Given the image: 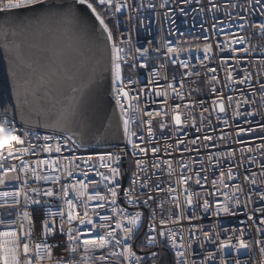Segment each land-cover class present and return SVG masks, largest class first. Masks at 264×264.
Masks as SVG:
<instances>
[{"label":"built area","instance_id":"obj_1","mask_svg":"<svg viewBox=\"0 0 264 264\" xmlns=\"http://www.w3.org/2000/svg\"><path fill=\"white\" fill-rule=\"evenodd\" d=\"M132 3L133 0H128ZM141 0H135L139 4ZM143 8H125L121 13L116 14L112 20V28L116 43L123 49L120 53L126 63L121 65L122 77L125 84V90L129 91L130 97L139 95V100H132V107L129 102L121 98L124 104L126 115L122 116L120 108L116 103V95L111 88V98L119 115L123 143L112 147H88L83 148L70 143L65 145V141L61 140V151L56 152V141L52 144V151L46 152L42 145L44 135H52L54 132L34 129L19 124L15 119L13 123L16 125L14 133H0L3 135H21L28 131L30 135L23 137L26 141L24 145L17 147H30L38 145L34 152H16L13 157H7V149L12 147L15 142L5 145L4 149H0L6 158L0 159V177L5 176L7 169L15 166L17 171L8 172L5 183L0 185V193L7 192L9 196L6 200H0V203H12V194L20 193L18 199L20 204L12 211L11 216L0 209V219H11L14 224L0 225V232L16 231L22 237L21 243L27 242L30 245V255L35 256L36 245L46 244L50 247L52 258H45L38 261V264H57L60 257L66 260H74L80 262L83 260V240L97 239L106 236L107 229H101V223H109L110 228H115V223L120 220L124 226L130 227L125 215H133L135 212H144L142 201L147 197L145 192H151L155 197L154 202H150L152 208L156 211L155 223L157 231L160 229V220H168L169 217L175 218L183 212L184 217H192L189 220L182 218L179 223L169 222L166 229H171L175 235L176 247H172V240H166L163 250L160 251L163 264H175L177 257L175 252H186L188 264H204V257L209 253L214 255L206 264H220L221 257L227 264H234V260L239 258L246 264H262V258L259 247L253 244L250 252L234 249L219 250V244L233 236V230L247 228L249 231L245 233L244 239L252 242L257 237V227L264 228L259 224L261 213L255 214V223L249 221L247 216L252 213L254 208L264 207V201H261L259 193H264V140L257 137L262 135L260 132L243 133L239 137L236 136V124L243 128L251 125L245 122L246 112H259L264 114V95L259 89L260 83H264V35H261L257 28L248 27L249 21L254 25L264 22V16L259 14V8L251 13L243 11L242 7L235 5L247 6V0H213L219 5L218 10H212L208 0H190V3L184 4L182 0H142ZM154 4V8L148 7V4ZM164 4V7H161ZM181 8L184 9L181 12ZM244 16L247 19L241 20ZM215 24V28H213ZM245 24V28L241 29L240 25ZM245 37V43H235L237 37ZM205 37H208L205 40ZM205 44H211L212 50L207 53L208 59L204 60ZM182 49L177 53H168L167 48ZM223 47V51H221ZM255 47L257 50L252 51ZM249 48V52L233 51V49ZM140 49V52L137 51ZM147 49L145 55L141 53ZM203 60V64H201ZM227 61L224 63L223 61ZM176 61V63H172ZM181 61L189 63L190 67L185 69L181 67ZM135 63L137 66L132 67ZM146 63L148 68L141 69L139 64ZM216 69L210 72L209 69ZM192 72H199V76L190 75ZM232 73L233 79H227L228 73ZM212 76H216L217 80H211ZM249 77L247 83H240L241 79ZM151 81V83H149ZM181 81L183 87H181ZM174 85L177 92L183 93V99L176 96L173 89L168 85ZM216 91L213 92L212 89ZM163 93V95H158ZM226 107L225 113H221L218 108V96H221ZM233 97V101L229 103L227 97ZM247 98L250 103L245 104L243 101ZM213 100H217V104H213ZM203 101V105L199 102ZM237 102L240 103L239 111L241 113L238 119H233V112L237 110ZM139 107V111L136 107ZM176 104H180L178 110L181 115L182 124L175 126L172 116L176 114L173 109ZM187 105V107H185ZM207 108L208 111H204ZM167 112L166 116L156 115L158 112ZM147 113L153 115L149 117ZM11 117V116H10ZM3 117H0L2 119ZM128 119L129 130L136 135L131 139L134 143L141 147L149 149L147 155L140 154L133 156V148L128 144V138L123 133V120ZM151 119V128L153 136L149 143L148 127L146 123ZM224 119L228 120V124L223 123ZM262 116L257 115L255 118L248 117L255 124L261 121ZM193 120L196 127H193ZM161 123L167 125L161 130ZM204 135H211L213 141L211 145L203 141ZM39 136L40 139H36ZM143 136L141 141L138 137ZM197 140L195 145L191 141ZM223 137V139H221ZM177 138L184 140L183 145H177ZM237 139L241 143H237ZM214 145V146H212ZM159 147L160 151L155 155L151 152L152 147ZM197 148L198 151H183L184 148ZM251 147L252 151L247 149ZM123 150L124 155L118 166L122 173V161L124 160L127 167V178L123 184V177L119 178L121 185L119 196L117 198L116 207L123 210L117 214L112 211L114 207L110 203V194L107 193L105 184L107 182L101 180V175H108V170L102 166L103 163H110L107 159L101 161L99 155L112 152L120 154ZM234 153V155H232ZM91 156L92 159L87 158ZM144 160L143 165L145 171H140L135 167L136 160ZM203 161L201 164L200 161ZM46 161V163H40ZM158 167H153V162ZM254 161V162H253ZM171 168H169V163ZM27 165L25 171H20ZM183 165H187L184 168ZM232 169V179L228 177V169ZM71 172V175H69ZM221 172L224 173L223 182H221ZM87 173V175H85ZM138 173L141 177L132 193V199L136 200L135 204L126 202L124 192L132 188L131 181L133 174ZM197 173L199 176L197 177ZM191 177L187 184L180 183L181 176ZM16 176L20 180L15 179ZM37 176L40 179H37ZM47 177V179H45ZM59 180L54 182V178ZM150 177V187L144 189L141 187L144 179ZM205 177L207 179H205ZM247 177V179H245ZM200 179V184L195 183L196 179ZM27 180L25 185L23 182ZM255 180V184L252 181ZM215 181V183H213ZM83 182L88 185V195H94L99 191L100 194L108 196V201H99L87 199V196L78 194L79 183ZM160 185L162 191L155 189L156 184ZM67 187L68 195L65 196L61 190ZM237 186L241 189L236 191ZM32 188H37L40 193L47 189L54 191V196L47 197L42 194L33 193ZM175 189V192L169 189ZM187 189V191H185ZM192 195V206L185 204L187 195ZM25 195L29 197L25 202ZM177 197L181 205L180 209L175 206L172 199ZM226 197L228 198L226 200ZM32 199H39V204H32ZM240 201L241 207L235 208V215H228L221 212L219 215H212L215 211L216 203H228L234 205L236 200ZM71 200L75 205L73 215L83 217L85 211L84 205L87 204L88 217L93 220L94 225L80 224L74 220L71 224L67 221L69 207L67 201ZM208 200L211 209L205 211L203 202ZM98 203H105L104 208H93ZM247 203L245 209L243 205ZM162 205L158 207L157 205ZM29 212V218L23 217V212ZM64 213L63 231L59 230L61 217H47V213ZM102 217H109L108 221L102 220ZM48 218L49 221L55 220L56 227L52 233L44 234L42 228L43 219ZM150 221L142 220L138 227L137 239L130 241L133 244H139L145 240V233L148 232ZM23 225V228H20ZM35 225V227H30ZM69 229L71 235L76 236L75 241L69 242ZM119 235H123L119 229H116ZM190 232L193 233L190 235ZM24 233H30L24 236ZM207 233V236L205 235ZM181 236L183 240H181ZM160 239L159 237L157 238ZM9 238L0 237V244H3ZM184 247H180V244ZM232 243H237V239L233 237ZM59 245V247H56ZM79 245L78 251L72 255L66 250L68 247H76ZM188 245H191L189 248ZM11 247V242L8 243ZM151 251H159L160 245L157 244L150 248ZM44 255L43 247L39 250ZM120 253L123 249L114 245V241L109 242V246L105 249H93L88 253L89 256L98 257L101 254L108 256L107 264H135L133 260H124L121 257L111 256V252ZM139 255H143L139 247L135 248ZM3 250L0 249V264L2 260ZM85 264H92L86 261ZM148 264H152L149 258ZM160 264V262H157Z\"/></svg>","mask_w":264,"mask_h":264},{"label":"snow or ice","instance_id":"obj_2","mask_svg":"<svg viewBox=\"0 0 264 264\" xmlns=\"http://www.w3.org/2000/svg\"><path fill=\"white\" fill-rule=\"evenodd\" d=\"M184 4L190 3V0H182ZM209 4L211 5L212 10H218L219 5L213 2V0H208ZM164 4H161V7H164ZM144 4L141 0L139 4L135 3V0H133L132 3H129L128 0H0V14H10L15 16L16 20L18 21V28L16 31H18L20 34L24 33H30L33 38H35L37 41H52V42H60L63 44L64 49L69 52H80L83 49H87L88 51H92L94 53L100 54V59L105 61V66L103 68V71L110 72L112 75V91L116 95V103L117 106L120 108V112L122 116L126 115V109L124 107V104L121 102V98H123L124 101L129 102V107H132L131 101L139 100V95L130 97L129 91L125 90V84L122 77V67L121 65L123 63H126L124 60V57L120 55V53L123 51L121 47H119L116 43L114 32L112 28V20L116 16V14L121 13L125 8L133 9V8H143ZM148 7L154 8L155 5L149 3ZM235 7H242L243 11H247L251 13L252 11L259 8V14L264 16V0H247V6H241V5H235ZM184 9L181 8V12H183ZM2 18V17H0ZM241 20H246L247 18L244 16L240 17ZM6 23V22H5ZM245 24H241V29L245 28ZM248 27H255L258 29L259 33L261 35H264V22L259 23L258 25H254L251 21H249ZM215 24H213V28H215ZM3 35L5 37L8 36V32L5 29L3 31ZM208 37H205V40H207ZM245 37L240 36L235 39V43L244 44L245 43ZM110 48V52H109ZM182 49L180 48H173L168 47L167 51L168 53H179ZM212 50L211 44H205V53L204 60L208 59L207 53H210ZM223 47H221V51H223ZM252 51H256L257 49L253 47L251 49ZM138 52H140V49H137ZM233 51H243L245 53L249 52V48H241V49H233ZM262 52H264V49H261ZM147 53V49H145L141 55H145ZM100 63V61H97ZM226 63L227 61H223ZM172 63H176V61H172ZM181 67L188 69L190 67L189 63H185L183 61L180 62ZM201 64H203V60H201ZM137 65L135 63L132 64V67H136ZM139 67L141 69L148 68V65L146 63L139 64ZM210 72H215L216 69H209ZM190 75L199 76V72H192ZM9 78L11 80V90H10V97L8 100H4L2 96H0V117H3L0 119V133H14L16 131V125L13 123V120L16 115H20L24 120L25 123H31V116L25 115L26 106L28 105L29 101L27 99V94L22 93L19 88V73L14 70L10 69L9 71ZM227 79L231 81L233 79L232 73L229 72ZM249 77H245L244 79L240 80V83H247ZM211 80L216 81L217 77L212 76ZM151 83V81H149ZM168 87L173 89V92H175L176 96H179L180 99H183V93L177 92L175 89V86L170 84ZM181 87H183V82L181 81ZM259 89L262 93H264V83H260ZM213 92L216 91L215 88L212 89ZM158 95H163V93H158ZM217 99L219 100L218 108L221 113H226V107L221 96H218ZM229 103L233 101V97L228 96L227 97ZM261 99H264V95L261 96ZM245 104L250 103V101L245 98L243 101ZM201 105H203V101L199 102ZM213 104H217V100H213ZM187 107V105H185ZM181 108L180 104H176L174 106L173 111L176 113L172 116V121L174 122L175 126H180L182 124L181 115L179 114V109ZM237 110L233 112V119H238L241 115L239 108L240 103L237 102L236 105ZM136 110L139 111V107L137 104ZM204 111H208L207 108H204ZM9 113H11V117L9 116ZM149 117H151L152 113H147ZM156 115L160 116H166L167 112H158ZM261 115L262 119L261 121L256 122L255 124L252 123V120H248V117H253ZM37 118H39L40 113H36ZM38 122V120H37ZM245 122L251 125L248 128H243L239 124H236L237 132L236 136L239 137L243 133H256L260 132L262 135L258 136L257 138L260 140H264V114H261L259 112H246L245 113ZM129 123L130 121L128 119L123 120V133L124 136L128 138V144H131L133 148L132 155L136 156L137 151L140 154L147 155L149 149L145 147H141L139 144H136L132 141L131 137L136 135V133H132L129 130ZM146 123L149 125L148 127V136H149V143H153L151 140V137L153 136V130L151 128V119L146 121ZM223 123L225 125L228 124V120L224 119ZM55 127L57 129L56 132L52 135H44L43 141L45 142L42 145V148L46 152L52 151V144L50 142L56 141V152L61 151V140H64L66 143L64 146H67V143H70L75 146H79L77 144V137L82 138L85 137L89 131V125L86 120L83 119V117L80 115L78 110L72 109L69 110L67 113L63 114L60 118L57 119L55 122ZM167 125L165 123H161L160 128L163 130L166 128ZM193 127H196L195 121L193 120ZM197 131H200L199 127H196ZM30 135L28 131L23 132L21 135H3L0 136V149H4L5 145L15 142V144L7 149V157H13L14 153L16 152H28L32 150L34 152L35 148L38 147V145H31L30 147H17L20 145H24L26 143L25 139L23 137H26ZM141 141L144 140L143 136L138 137ZM36 139H40L39 136L36 137ZM201 137H197L196 140H192V145H195L197 140H200ZM223 139V137H221ZM203 141L208 142L209 145H211V142L213 141V137L211 135H204L202 137ZM237 143H241L239 139L236 141ZM185 143L184 140H181L177 138V145H183ZM214 146V145H212ZM264 148V145L261 146ZM151 152L155 155L160 151V148L152 147ZM183 151H198L197 148H184ZM248 152L252 151V148L249 147L247 149ZM126 153L121 150L120 154L112 153V152H106L99 155V159L101 161H104L107 159L110 161V163H103L102 166L108 170V175L100 174L101 180L107 182L105 184V188L108 194H110V203L114 206L112 208V211L114 213L120 214L123 212L122 209L116 207L117 205V198L119 196L120 192V182L119 178L122 176L121 169L118 166H113V164L118 165L121 156ZM234 155V153H232ZM6 158L4 156V153L0 151V159ZM88 160H91L92 157L89 156L87 158ZM254 162V161H253ZM40 163H46V161H41ZM146 162L144 160H136L135 161V167L140 171H145L143 165ZM169 163V168H171V164ZM200 163L202 164L203 161L201 160ZM153 167H158V165L153 162ZM184 168H187V165H183ZM261 167L264 168V164H261ZM27 169V165L24 166V168L20 169V171H25ZM17 171L16 167L13 166L6 170L5 176L0 177V185H3L5 183V179L7 178L8 172H15ZM69 175H71V172H69ZM87 175V173H85ZM197 177L199 176V173L196 174ZM223 176L224 173L221 172V182H223ZM228 177L229 179H232V169H228ZM15 179L17 181L20 180L19 176H16ZM37 179H40L39 176H37ZM47 179V177H45ZM141 177L138 175V173L133 174V179L131 181L132 188L124 192V196L126 197V202L130 204H135L136 200L132 199V193L135 191L136 184L140 181ZM150 177L144 179L143 184L141 185L142 188L148 189L150 187ZM191 179V177L181 176L180 183L187 184L188 180ZM205 179H207L205 177ZM247 179V177H245ZM59 177L54 178V182L58 181ZM25 185H27L28 181L25 180L23 182ZM195 183L197 185L200 184V179H196ZM215 183V181H213ZM253 184H255V180L252 181ZM155 189L157 191H162L160 188V185L157 183L155 186ZM88 185L84 184L83 182L79 183V189L78 194L81 196H87V199L89 201L91 200H99V201H108V196L100 194L99 191L95 192L94 195H88L87 193ZM64 192V195H68V189L67 187H63L61 189ZM172 192H175V189L170 188L169 189ZM241 189L239 186H237L236 191H240ZM31 191L33 193L42 194L43 196L52 197L54 196V191L52 189H47L43 191V193H40V190L37 188H32ZM187 191V189H185ZM146 199L142 201V206L145 208L144 212H135L133 215H125L124 219L127 220L128 225L130 227L124 226V224L117 220L115 223V228H110L109 223H101L99 227L101 229H107L106 236L110 238L111 241H114L115 246H119L123 249L122 252L117 253L115 251L111 252L110 255L114 257H121L124 260H133L135 261V264H148L149 258L152 261V264H157V262H160V264H163L162 258L160 256V251L163 250V246L165 244L166 240H172V247H176L175 243V235L171 229H166V226L169 222L172 223H179V221L182 218H187L191 220L195 213L192 214V217H184L183 212H181L180 215H177L175 218L169 217L168 220L161 219L160 220V229L157 231V226L155 223V216L156 211L154 208H152L150 202L155 201V197L151 194V192H145ZM9 196V193L3 192L0 193V200H6V198ZM20 196V193H13L12 194V203H0V209L4 210L8 216H11L12 211L15 210L16 206L20 204V200L18 197ZM261 201H264V193H259ZM25 202H28L29 197L25 195L24 197ZM175 201V206L177 209L181 208V205L178 201L177 197L172 198ZM228 198L226 197V200ZM41 201L39 199H32V204H39ZM192 195L189 193L186 197L185 204L189 207L192 206ZM69 212L67 214V221L69 224L72 223V221L77 220L80 224H87L92 225L93 227H96L94 225L93 220L88 217L87 207L88 205L85 204L84 208L85 211L83 213V217L80 215H73V211L76 207V205L71 201H67ZM158 207L162 208V205L158 204ZM203 208L205 211H209L211 209V204L208 200H205L203 202ZM105 203H98L94 206L93 211H95V208H104ZM241 204L240 201L237 199L235 201L234 205H230L228 203H216L215 211L212 212V215L216 216L219 215L221 212L228 214V215H235L236 212L234 211L235 208H240ZM243 207L246 209L248 207V204L245 203ZM259 212L261 213V216L259 218V224L264 225V207L262 208H254L252 210V213L247 216V219L249 221H253L255 223V214ZM59 215L61 217L60 223H59V230L63 231V216L64 213H47V217H55ZM23 217L25 219L29 218V212L25 211L23 212ZM109 217H102V220L108 221ZM147 219L150 221L148 225V232H146L145 240H142L138 245L130 243V241H134L137 239V233H138V227L141 225L142 220ZM14 224L15 221L11 219H0V225L4 224ZM56 221L51 220L49 221L48 218L43 219L42 221V228L45 235L48 233H52L56 227ZM30 227H35V225H30ZM20 228H23V225H20ZM116 229H119L120 232L123 233V235H119L116 232ZM249 231L247 228L237 229L233 230V236L229 237L226 241L219 244V250L223 251L225 249H234L237 252L240 250H246L248 252L251 251L253 244L255 246L259 247V252L262 258V264H264V228L257 227L256 232L258 234V237L252 241H246L244 239L245 233ZM193 234L190 232V235ZM30 233H24V236H29ZM207 236V233L205 234ZM0 237L9 238V240H5L3 244H0V249L3 250L2 260L3 264H38V261H42L45 258L51 260L52 253L50 250V247L46 244H37L36 245V254L35 256L30 255V245L27 242L21 243L22 237L18 235L16 231H4L0 232ZM160 238L159 240L157 238ZM235 237L237 239V243H232V239ZM77 239L76 236L71 235V230L69 229V235H68V241L72 242ZM109 239H106L104 236H101L97 239H85L83 240V260L80 262L74 261V260H66L64 257H60L57 261V264H85L86 261H91L92 264H107L108 256L101 254L98 257L96 256H89L88 253L91 252L93 249H105L109 246ZM181 240H183V237L181 236ZM11 242L12 246L9 247L8 243ZM157 244L160 245L159 251H151L150 248L156 246ZM43 247L44 249V255L40 254V249ZM56 247H59V245H56ZM139 247L140 251L143 253V255L137 254L135 251V248ZM180 247H184V245L181 243ZM190 248L191 245H188ZM79 245L76 247H68L66 250L69 252V254L74 255L78 251ZM175 256L177 259L175 260V264H188L185 251H179L178 249L175 252ZM214 255L212 253H209L207 257H204V264L210 259H213ZM192 264H195V261L192 262ZM220 264H227V262L221 257ZM234 264H246V262L241 261L239 258H236L234 260Z\"/></svg>","mask_w":264,"mask_h":264},{"label":"water","instance_id":"obj_3","mask_svg":"<svg viewBox=\"0 0 264 264\" xmlns=\"http://www.w3.org/2000/svg\"><path fill=\"white\" fill-rule=\"evenodd\" d=\"M0 17V96L9 99V71L16 70L19 88L29 101L25 115L31 116V123H25L20 115L14 119L26 127L56 132L57 119L76 109L89 125L82 141L77 137L80 147L122 144L121 123L111 98L112 76L103 71L105 61L100 54L87 49L69 52L60 42L37 41L30 33L16 31L15 16L4 13ZM5 29L7 37L3 35ZM36 113H40L39 118ZM127 174L123 160V184Z\"/></svg>","mask_w":264,"mask_h":264},{"label":"bare ground","instance_id":"obj_4","mask_svg":"<svg viewBox=\"0 0 264 264\" xmlns=\"http://www.w3.org/2000/svg\"><path fill=\"white\" fill-rule=\"evenodd\" d=\"M112 76V75H111ZM119 116V115H118Z\"/></svg>","mask_w":264,"mask_h":264}]
</instances>
